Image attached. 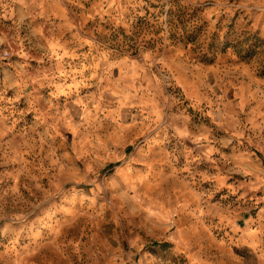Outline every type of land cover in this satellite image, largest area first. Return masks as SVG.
Segmentation results:
<instances>
[{
	"label": "rangeland",
	"instance_id": "1",
	"mask_svg": "<svg viewBox=\"0 0 264 264\" xmlns=\"http://www.w3.org/2000/svg\"><path fill=\"white\" fill-rule=\"evenodd\" d=\"M0 264H264V0H0Z\"/></svg>",
	"mask_w": 264,
	"mask_h": 264
}]
</instances>
